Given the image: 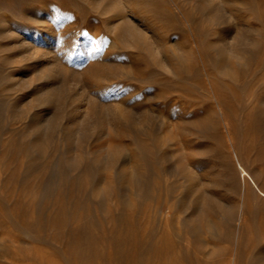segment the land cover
I'll use <instances>...</instances> for the list:
<instances>
[{
  "label": "rangeland",
  "instance_id": "rangeland-1",
  "mask_svg": "<svg viewBox=\"0 0 264 264\" xmlns=\"http://www.w3.org/2000/svg\"><path fill=\"white\" fill-rule=\"evenodd\" d=\"M241 166L264 191V0H0V264H264Z\"/></svg>",
  "mask_w": 264,
  "mask_h": 264
},
{
  "label": "bare ground",
  "instance_id": "bare-ground-1",
  "mask_svg": "<svg viewBox=\"0 0 264 264\" xmlns=\"http://www.w3.org/2000/svg\"><path fill=\"white\" fill-rule=\"evenodd\" d=\"M57 114V113H56ZM145 116H146V114H145ZM133 118H135V117H133ZM55 119V118H54ZM58 119V118H57ZM128 122V121H127ZM137 122V121H136ZM130 124H132V123H130ZM53 125V124H52ZM147 128H149V127H147ZM142 131V130H141ZM150 131V130H149ZM145 132V131H144ZM146 132H148V131H146ZM151 133V132H150ZM150 133H146V134H149L150 135ZM153 133V132H152ZM14 134V133H13ZM142 134V133H141ZM153 135L151 134V137H152ZM146 137V136H145ZM150 137V136H149ZM154 137V136H153ZM17 138V137H16ZM13 140V139H12ZM29 141V140H28ZM27 141V142H28ZM148 141V140H147ZM149 141L151 142V140H150V138H149ZM20 142V141H19ZM24 142H25V140H24ZM26 142V144H28ZM145 142V141H144ZM13 143V142H12ZM16 143H18L17 141H16ZM16 143H14V144H16ZM21 143V142H20ZM146 143V142H145ZM149 143V142H148ZM148 143H146V144H148ZM161 143V142H160ZM19 144V143H18ZM32 145H33V143H31ZM145 144V145H146ZM13 145V144H12ZM17 145V144H16ZM21 145V144H20ZM19 145V146H20ZM143 145V144H142ZM157 145V144H156ZM156 145H152V143L151 144H149L148 146L149 147H144V148H147V149H145V150H142L141 151V156H144L146 159H145V163H146V165L147 164H150V163H157V164H160V160H159V155H158V150L156 151L155 150V147H156ZM18 146V145H17ZM36 145H34V147H35ZM144 146V145H143ZM23 147V146H22ZM34 147H31V148H34ZM38 147V146H37ZM57 147V146H56ZM59 147V146H58ZM57 147V148H58ZM13 148H14V145H13ZM19 148V147H18ZM20 148H21V146H20ZM19 148V149H20ZM26 148H28V146L26 147ZM25 148V149H26ZM56 148V149H57ZM143 148V149H144ZM161 148V147H160ZM16 149V148H15ZM56 149H55V152H57L56 151ZM69 149V148H68ZM158 149V148H157ZM14 150V149H13ZM16 150H18V149H16ZM16 150H14V151H16ZM28 150H30V149H28ZM37 151V150H36ZM34 152V151H33ZM50 152V151H49ZM54 152V151H53ZM28 154V153H27ZM54 154V153H53ZM160 154V153H159ZM51 155V156H50ZM49 155V157H47V159L49 158L50 159V157H52V154H50ZM112 156V155H111ZM56 158V157H55ZM125 158V157H124ZM93 159V158H92ZM161 159V158H160ZM60 160V159H59ZM45 161H47L46 159H45ZM61 161V160H60ZM165 161V160H164ZM93 162H94V160H93ZM44 163V162H43ZM57 163V162H56ZM111 163H113V164H115V162H114V157L112 158V160H111ZM164 163V162H163ZM100 166L101 167H105V166H107V159H105V160H103L101 163H100ZM114 166V165H113ZM100 168V167H99ZM44 170V169H43ZM123 171V170H122ZM138 171V170H137ZM146 171H148V172H150V171H153V174L154 175H156V174H158V175H156V176H161V171H162V166H159V167H155V170H154V168L153 167H149L148 165L146 166ZM241 172H240V174H241V176H242V178L244 179V181L246 182L247 181V179L248 180H250V183L252 184V186H254V188H256V190H258V192L262 195V196H264V191L257 185V183H256V181L252 178V175H250L248 172H247V170L243 167V166H241V170H240ZM29 173V172H28ZM156 173V174H155ZM99 174V173H98ZM139 174V173H138ZM14 175V174H13ZM69 175H70V172H69ZM83 175V174H82ZM82 175H80V176H77L75 179H73V180H71V181H69V190H68V193H66V194H64L63 192H59V194H58V196L56 197V200H55V203H56V206H57V208L60 210L59 212H60V214L58 215V213L53 217L55 220H59L58 218H60V215H61V217L62 216H64L65 215V213L66 214H68V216H69V214H71V216L72 217H75L76 216V214H79V213H81V214H83V210L85 209V210H89L88 212L89 213H92V212H94V211H92L91 210V212H90V207L89 206H87V204H82L81 203V201L79 200V198H80V195H81V192H83V193H85L86 191H87V189H88V185L86 184V182L84 181V178L82 177ZM119 176H118V178H120V179H122V180H128L131 184H132V186H134V188L136 189V192H137V194H138V196L140 195V194H143L144 192H146L149 188H150V185H151V183H152V180H151V175H148V174H146V173H143V174H140V175H137V174H135V172H133V174H126V173H124V172H119V174H118ZM88 176V175H87ZM94 176V175H93ZM155 177V176H154ZM91 179V178H90ZM18 180V179H17ZM95 181V180H94ZM21 183V182H20ZM94 183V182H93ZM248 183V182H247ZM249 183V184H250ZM62 184V183H61ZM60 184V185H61ZM62 186V185H61ZM58 187H60V186H58ZM63 187V186H62ZM62 188H60V190H61ZM66 189V188H65ZM111 190V189H110ZM107 191V189H106V192H105V194H106V196H107V193H111V191ZM83 193H82V196H84L83 195ZM112 193H113V191H112ZM136 194V193H135ZM87 196V195H86ZM143 196V195H142ZM171 196H173V195H171ZM142 200V199H141ZM141 200L139 201V202H141ZM86 202V201H85ZM89 203V202H88ZM91 203V202H90ZM93 203V202H92ZM123 205L125 204L126 206L128 205L127 203L128 202H126V200H124L123 202ZM131 204V203H130ZM130 204H129V206H130ZM55 205V204H54ZM97 208V207H96ZM136 208V207H135ZM138 208V207H137ZM110 210V209H109ZM109 210L107 211V212H109ZM135 210H137V209H135ZM161 210V209H160ZM173 210H175V209H173ZM97 211V210H96ZM138 211V210H137ZM136 212V211H135ZM86 213V212H85ZM55 214V213H54ZM49 215V214H48ZM84 215V214H83ZM98 215V214H97ZM105 215H108L107 213L105 214ZM109 215H112L113 217L114 216H116V219H119L120 220V223H121V221L122 222H128V221H130L131 219H129V217H127L126 215H124L122 212H120V213H118V214H116L112 209L110 210V213H109ZM66 217H67V215H65ZM133 216H135V215H132L131 217H132V220H131V222L132 221H135L134 220V217ZM51 218H52V216H50ZM89 217V216H88ZM98 217V216H97ZM49 218V217H48ZM68 218V217H67ZM188 219V218H187ZM186 219V220H187ZM55 220H53V221H55ZM61 220V219H60ZM64 221V220H63ZM52 222V221H51ZM59 222V221H58ZM65 222H67V220L65 221ZM93 222V221H92ZM91 222V223H92ZM57 223V222H56ZM94 223V222H93ZM131 224H133V223H131ZM87 225V224H86ZM161 225V224H160ZM158 226V225H157ZM117 227V226H116ZM91 228V229H90ZM119 228H121L120 230H118ZM119 228H115V229H112V230H110V233H111V236H114L113 235V233H117V231L118 232H120V233H123L124 235H125V233L124 232H122V226H120ZM124 231V230H123ZM81 232H83L84 233V235L86 236V239H88V238H91V241H92V238H96L98 235L94 232V230H93V228L90 226L89 227V225H88V228L87 227H85V226H83L82 228H81ZM132 232V231H131ZM153 232H155V230L153 231V229L149 232V238H150V236H152L153 237ZM178 232V231H177ZM176 232V233H177ZM179 232H180V230H179ZM128 233H129V230H128ZM127 233V231H126V236L125 237H130V234H128ZM118 234V233H117ZM156 234V233H155ZM168 234H166V238H170L171 236L170 235H168ZM177 235V234H176ZM186 235V234H185ZM177 236H179V235H177ZM117 236H115V237H113V241H114V238H115V240L117 239H119V238H116ZM123 237V236H122ZM124 237V238H125ZM181 237V236H180ZM98 238V237H97ZM127 239V238H126ZM183 239V238H182ZM119 240H121V239H119ZM95 241V240H94ZM138 242H140V241H138ZM118 242H116V244H117ZM150 243V246L151 247H149L148 249H146V250H144V248H142L141 247V244H139V243H136V245H135V250H136V252H138V253H140V254H142V253H144V252H150L151 250H152V247L154 246L153 245V243L150 241L149 242ZM151 243H152V245H151ZM154 249H157V251H160V248L158 247V248H154ZM87 253H90V251L89 252H87ZM234 262V261H233ZM233 264V263H232ZM234 264H236V262H234Z\"/></svg>",
  "mask_w": 264,
  "mask_h": 264
}]
</instances>
